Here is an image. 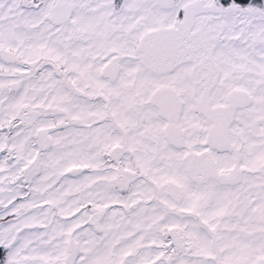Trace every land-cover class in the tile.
I'll return each mask as SVG.
<instances>
[{
  "label": "snow or ice",
  "instance_id": "snow-or-ice-1",
  "mask_svg": "<svg viewBox=\"0 0 264 264\" xmlns=\"http://www.w3.org/2000/svg\"><path fill=\"white\" fill-rule=\"evenodd\" d=\"M0 264H264V0H0Z\"/></svg>",
  "mask_w": 264,
  "mask_h": 264
}]
</instances>
